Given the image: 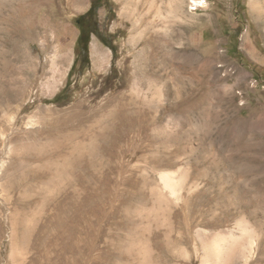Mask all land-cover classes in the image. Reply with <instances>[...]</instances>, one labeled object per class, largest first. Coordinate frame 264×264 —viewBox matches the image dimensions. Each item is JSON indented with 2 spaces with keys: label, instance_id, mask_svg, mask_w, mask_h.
Returning <instances> with one entry per match:
<instances>
[{
  "label": "rangeland",
  "instance_id": "rangeland-1",
  "mask_svg": "<svg viewBox=\"0 0 264 264\" xmlns=\"http://www.w3.org/2000/svg\"><path fill=\"white\" fill-rule=\"evenodd\" d=\"M92 2L0 0V264H200V237L243 215L248 264H264V30L249 0H183L168 17L167 1L102 0L115 51L92 32L73 67ZM55 36L71 55L52 89ZM161 171L187 177L169 221Z\"/></svg>",
  "mask_w": 264,
  "mask_h": 264
},
{
  "label": "bare ground",
  "instance_id": "bare-ground-1",
  "mask_svg": "<svg viewBox=\"0 0 264 264\" xmlns=\"http://www.w3.org/2000/svg\"><path fill=\"white\" fill-rule=\"evenodd\" d=\"M193 1H194L193 4L195 5L203 4L202 0H193ZM163 3H166V6H164L163 9L167 12L166 14L167 17L170 16V13L172 12L171 9L172 7L176 8L179 11H182L184 6L183 0H163ZM153 5L154 3L152 2L151 6ZM249 7L254 19L263 25V30H264V0H249ZM125 13L126 10L125 8H123V10L121 11V15ZM180 18L182 17L180 16ZM165 21H167V19L166 20L160 19L159 23H161L162 25V23H164ZM179 24L183 25L182 22H180ZM152 27H154V25ZM37 28L38 27H34L31 30L28 29L29 34L35 35ZM178 31L179 32L177 35L179 37H182L183 32L181 30ZM167 34L168 33H166L164 36L166 37ZM138 38L139 37L137 35H133L131 39L137 40ZM52 41L56 45L54 46L55 47L54 52L51 55V61L52 63L60 64L59 73H58L59 75L57 74L58 77L56 76V78H54L55 80L51 83V88L53 89L56 88L58 83L62 81V77L64 76L67 70L66 65L70 61L69 58L71 55V44H70L71 42H70V36L67 37L55 36V38ZM91 50H92V55L95 59L94 62L96 63H101L103 59L107 57V55L109 54V52L104 50L97 42H92ZM237 127L241 129L243 127V124H241L240 122V124ZM235 135L236 134L233 133V136ZM27 146L26 144H22L19 147H17V151L19 150L23 151V149H26ZM2 163H4V161ZM4 166L5 164L1 165L0 171L4 169ZM176 172L161 171L160 182L153 189V193L156 196V199L159 202V207L161 208L163 213L162 218L165 219V221L171 220L169 205L171 204V202L177 203L178 201H180V199L182 198L183 190H185V187L187 185L186 175L177 174ZM151 210L152 209H146L145 212L151 214L152 212ZM13 240H14V235H13ZM257 240L258 237H256V232L253 226H251L248 219L243 215L236 220L233 227L215 231L213 232L212 235H207L206 237L203 238L200 237V243H199L200 247H196V253L200 256V264H234L235 262L234 257L235 254L237 253L242 258L243 264H248L253 256V250L257 245ZM14 243L15 241L13 242V244ZM13 247H14L13 253L16 254L18 250L16 251V246L13 245ZM128 247L131 249L136 247L140 249V252H142L145 255L150 251V246L148 243L144 245L142 243L134 242L131 244L129 243Z\"/></svg>",
  "mask_w": 264,
  "mask_h": 264
},
{
  "label": "trees",
  "instance_id": "trees-1",
  "mask_svg": "<svg viewBox=\"0 0 264 264\" xmlns=\"http://www.w3.org/2000/svg\"><path fill=\"white\" fill-rule=\"evenodd\" d=\"M95 1L100 0H93L91 7L86 11L84 14H82L79 19L83 20L84 18H89L87 21H81L79 23L80 26V34L77 38L78 45H80V49L78 52V55L74 61L73 67L76 65L77 62L83 61L85 65H88L90 63V56H89V42L91 39V33H95L101 41L110 46L113 51H115V47L111 45L110 43L106 42L104 38L102 37L101 33H99V24L96 19V12L97 10L102 6V2L99 3L98 6H95ZM82 63V62H81ZM60 94V93H59ZM58 95L55 97L57 99Z\"/></svg>",
  "mask_w": 264,
  "mask_h": 264
},
{
  "label": "flooded vegetation",
  "instance_id": "flooded-vegetation-1",
  "mask_svg": "<svg viewBox=\"0 0 264 264\" xmlns=\"http://www.w3.org/2000/svg\"><path fill=\"white\" fill-rule=\"evenodd\" d=\"M100 2H102V0H100V1H95V6H98ZM87 20H89V18H84L83 20L80 19V21H79L78 23H80L81 21H84V22H85V21H87Z\"/></svg>",
  "mask_w": 264,
  "mask_h": 264
},
{
  "label": "water",
  "instance_id": "water-1",
  "mask_svg": "<svg viewBox=\"0 0 264 264\" xmlns=\"http://www.w3.org/2000/svg\"><path fill=\"white\" fill-rule=\"evenodd\" d=\"M78 22L80 21V19L77 20Z\"/></svg>",
  "mask_w": 264,
  "mask_h": 264
}]
</instances>
